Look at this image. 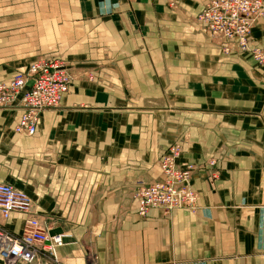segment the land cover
<instances>
[{"label":"crops","instance_id":"crops-1","mask_svg":"<svg viewBox=\"0 0 264 264\" xmlns=\"http://www.w3.org/2000/svg\"><path fill=\"white\" fill-rule=\"evenodd\" d=\"M204 3L0 0V80L40 56L76 75L34 134L15 132L19 106L0 109V182L67 235L57 264H87V250L99 264H264V67L195 29ZM249 41L264 49V17ZM177 138L178 164L203 165L196 207L141 217L149 161Z\"/></svg>","mask_w":264,"mask_h":264},{"label":"built area","instance_id":"built-area-1","mask_svg":"<svg viewBox=\"0 0 264 264\" xmlns=\"http://www.w3.org/2000/svg\"><path fill=\"white\" fill-rule=\"evenodd\" d=\"M177 0H167L170 6ZM264 17V0H205L196 23L210 39L219 41L224 54L233 50L248 51L253 60L264 64V49L249 44L252 27ZM73 67L65 61L40 56L32 60L24 73L0 80V109L19 106L21 113L14 130L34 134L39 115L54 109L68 91ZM31 79V80H30ZM30 82V86L27 84ZM180 144H172L160 160V177L142 184L135 194L136 213L144 217L149 209H158L166 217L174 209L196 207L198 193L191 188L194 172L202 164L180 165ZM215 159L208 161L214 165ZM264 207V198L262 202ZM13 213L25 216L21 233L9 232L5 224ZM67 235H49L36 215L34 202L22 191L0 182V260L8 264H31L41 252L54 257L55 249L64 244Z\"/></svg>","mask_w":264,"mask_h":264},{"label":"rangeland","instance_id":"rangeland-1","mask_svg":"<svg viewBox=\"0 0 264 264\" xmlns=\"http://www.w3.org/2000/svg\"><path fill=\"white\" fill-rule=\"evenodd\" d=\"M162 1H164V3L167 5V7H169V8H171V9H174V11L175 10H178L179 8H178V4H179V2H180V0H177L174 4H173V6H170L169 4H168V2H167V0H162ZM203 6V5H202ZM202 9V8H201ZM200 9V10H201ZM200 12V11H199ZM197 16V15H196ZM196 16H195V19H196ZM194 19V22L196 23V20ZM195 25V24H194ZM197 28V30H200L201 32H203L202 31V29H201V27L196 23V25H195V29ZM203 33H205V32H203ZM251 33V32H250ZM206 35H208L207 33H206ZM209 36V35H208ZM250 36V35H249ZM228 54H234V55H236V56H239V57H246V59H249L250 61H251V63L252 64H254L255 66H259V67H264V64H259L257 61H255V60H253V58L251 57V54L248 52V51H240V50H233V51H231V52H229ZM24 69H22V71H16V72H19V73H24L25 71H26V69H25V71H23ZM73 71V70H72ZM73 73V72H72ZM15 74V73H14ZM73 76H72V80H71V82H70V84H69V87H70V85H71V83H72V81H73V79L75 78V76L76 75H74V74H72ZM31 80V79H30ZM260 81H261V83L262 84H264V72H263V74H262V77L259 79ZM27 86H30V82L27 84ZM69 87H68V91H69ZM67 91V92H68ZM66 92V93H67ZM66 93H64V94H66ZM63 94V95H64ZM59 105V104H58ZM158 123H160V122H158ZM157 127H158V125H157ZM162 140V139H164L163 137H160V136H157L156 137V140ZM179 139L180 138H177L176 140H175V142H173L174 144L176 143V142H180L179 141ZM158 142V141H157ZM159 143H161V142H159ZM179 144V143H178ZM180 146H181V144H180ZM165 148H167V146L165 147ZM161 149V148H160ZM169 150V147L167 148V150L166 151H168ZM158 153V155L156 154L155 155V157H156V159L154 160V161H149V165H148V169H147V171L149 172V174L150 175H152V177L151 178H149V180H147L148 182H146V183H142V182H140L141 184L139 185L140 187L142 186V184H147V183H151V182H153L154 180H156V178L157 177H159V175L161 174V170H160V160H161V157L163 156V153H162V150H161V154L159 153V152H157ZM166 153V152H165ZM164 153V154H165ZM148 172H147V174H148ZM158 179V178H157ZM140 187H138L137 188V191L140 189ZM137 191H136V193H137ZM135 193V194H136ZM136 213V212H135ZM87 256H86V261H87V264H99L98 263V255H97V253H96V251H94V250H87ZM51 259H48L47 257H43L42 255H39V258L35 261V262H33V263H31V264H57V262H54L55 260V258L53 257V256H51L50 257ZM54 260V261H53ZM2 264H8L7 262H5L4 263V261L2 262ZM13 264H21V263H13Z\"/></svg>","mask_w":264,"mask_h":264},{"label":"water","instance_id":"water-1","mask_svg":"<svg viewBox=\"0 0 264 264\" xmlns=\"http://www.w3.org/2000/svg\"><path fill=\"white\" fill-rule=\"evenodd\" d=\"M61 232V229H52L49 231V235H54V234H58Z\"/></svg>","mask_w":264,"mask_h":264},{"label":"bare ground","instance_id":"bare-ground-1","mask_svg":"<svg viewBox=\"0 0 264 264\" xmlns=\"http://www.w3.org/2000/svg\"><path fill=\"white\" fill-rule=\"evenodd\" d=\"M3 262V261H2Z\"/></svg>","mask_w":264,"mask_h":264}]
</instances>
